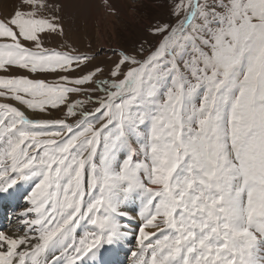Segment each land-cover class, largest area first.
I'll return each mask as SVG.
<instances>
[{"label":"snow or ice","instance_id":"snow-or-ice-1","mask_svg":"<svg viewBox=\"0 0 264 264\" xmlns=\"http://www.w3.org/2000/svg\"><path fill=\"white\" fill-rule=\"evenodd\" d=\"M22 6L0 19V192L30 194L0 264H103L134 221L131 264H264V0H177L107 65L45 46L62 6Z\"/></svg>","mask_w":264,"mask_h":264},{"label":"rangeland","instance_id":"rangeland-1","mask_svg":"<svg viewBox=\"0 0 264 264\" xmlns=\"http://www.w3.org/2000/svg\"><path fill=\"white\" fill-rule=\"evenodd\" d=\"M74 1L75 0H46V2L62 6L59 14L62 17L65 35L63 37L46 40L45 46L58 50H66L61 49V46L64 44L70 45L81 52H88L95 55L96 59L94 63L100 65H107L115 59L112 49L127 48L131 50L134 46H138L144 39H149L155 43V39L150 37L147 31L149 26L157 22H175L176 19L171 13L177 0H111L112 4L118 9V15L116 16H110L103 9V0H94L95 5L89 4L90 10L87 11H82L80 9L83 4L78 3L77 6L73 3ZM22 7V0H0V19L10 17L14 11L22 9ZM73 8H77L81 12H74ZM72 9L73 12L71 11ZM145 46L147 47V45ZM16 74L29 75L26 72H19ZM49 79H51V77H49ZM0 99L2 100V98ZM53 115L59 114L53 113ZM25 189L26 191L29 190L26 187ZM28 194H30V192ZM22 200H27V195L22 197ZM24 208L25 207L21 208V210ZM7 213L10 214L12 211L7 209ZM18 215L19 221L20 214ZM10 222L12 221L10 220ZM135 223L136 221L131 224L133 229L136 228L135 226L133 227ZM18 230H23V225H21V227L15 226V229L10 226L6 231L10 234H14L17 233ZM79 233L83 235V231L79 230ZM128 237L129 236H127V238ZM132 243L128 245H126V243H120L116 246L120 251H126L130 248L128 252L123 251L125 253V258L122 264H129L132 260L131 251L135 250V244L130 247ZM112 250L111 247V256H117L115 251L112 255ZM114 264L120 263L119 261H115Z\"/></svg>","mask_w":264,"mask_h":264},{"label":"bare ground","instance_id":"bare-ground-1","mask_svg":"<svg viewBox=\"0 0 264 264\" xmlns=\"http://www.w3.org/2000/svg\"><path fill=\"white\" fill-rule=\"evenodd\" d=\"M76 1V2H75ZM73 3H75L77 6H78V3H81V4H83V6L82 7H80V9L83 11V10H90V7H89V4H91V5H95V1L94 0H75ZM119 6V5H118ZM123 7H124V5H123ZM74 9V12L76 11V12H81L80 10H78L77 8L75 9V8H73ZM73 9L71 10L72 12H73ZM92 10V9H91ZM85 11V12H86ZM0 102H4L3 100H1L0 99ZM18 187H20V185H18L14 190L15 191H17L18 190ZM27 189H29V186L28 185H26L25 186ZM0 194H1V192H0ZM9 198V196L7 195L6 197H5V199H8ZM2 200H3V197L2 198H0V202H2ZM127 207L128 208H136L137 210L139 209V201L137 200V201H135V202H132V203H129L128 205H127ZM20 214V213H19ZM4 215L6 216V213H4L3 212V210H2V208L0 207V218L2 219V217H4ZM18 217H19V215H18ZM18 217H17V219L16 220H14V226H19V227H21V223H20V220L18 221ZM6 218L7 219H9L7 216H6ZM1 219H0V222H1ZM11 221H12V218L10 219ZM135 222V221H134ZM2 223H3V219H2ZM12 223V222H11ZM18 223V224H17ZM124 223H126V222H124ZM128 228H130V229H133L132 227H128ZM15 229V228H14ZM78 231H79V229H78ZM80 231H82V230H80ZM5 233H7V234H9V235H13V234H10V233H8L7 231H4ZM14 234H16V233H14ZM129 237L126 239V241H123V242H121L122 244H124V243H126V245H128L129 243H132L133 241H132V238H131V236L130 235H128ZM119 245V244H118ZM116 246L117 245H114V246H111L112 247V251H113V253H112V255L114 254V251L117 253V256H115V255H113V256H111V251H110V249L108 250V251H106V252H104V254H103V256L101 257V259H102V261H103V264H114V262L115 261H121V259H123L124 258V256H125V254H123L122 253V251H120L119 249H117L116 248Z\"/></svg>","mask_w":264,"mask_h":264}]
</instances>
